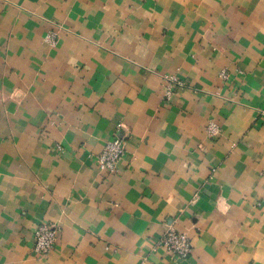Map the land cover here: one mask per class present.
I'll return each instance as SVG.
<instances>
[{
  "label": "crops",
  "instance_id": "obj_1",
  "mask_svg": "<svg viewBox=\"0 0 264 264\" xmlns=\"http://www.w3.org/2000/svg\"><path fill=\"white\" fill-rule=\"evenodd\" d=\"M0 264H264V0H0Z\"/></svg>",
  "mask_w": 264,
  "mask_h": 264
},
{
  "label": "built area",
  "instance_id": "obj_2",
  "mask_svg": "<svg viewBox=\"0 0 264 264\" xmlns=\"http://www.w3.org/2000/svg\"><path fill=\"white\" fill-rule=\"evenodd\" d=\"M166 80L168 85L165 94L166 97L170 98L173 94V87L182 85L183 83L175 74L166 76ZM121 128L122 124H119L113 138L106 142L102 152L98 156L97 163L101 171L108 173L116 172L119 162L126 153L127 141L120 134ZM208 132L211 137H216L219 135L220 130L215 123H211L208 126ZM59 231V226L52 223L40 224L36 228L34 234L35 250L40 256L46 257L51 254L57 243ZM156 244L159 248L164 249L167 255L173 259H186L193 252V244L188 234L178 231L173 226L169 227L167 232L157 240Z\"/></svg>",
  "mask_w": 264,
  "mask_h": 264
}]
</instances>
